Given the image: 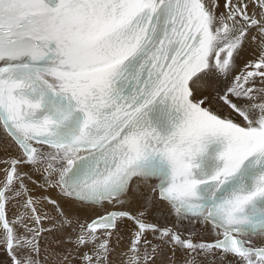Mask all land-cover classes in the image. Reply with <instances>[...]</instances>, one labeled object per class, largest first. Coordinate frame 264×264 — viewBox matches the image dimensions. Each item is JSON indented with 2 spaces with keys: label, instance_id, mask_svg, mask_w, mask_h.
I'll return each instance as SVG.
<instances>
[{
  "label": "snow or ice",
  "instance_id": "obj_1",
  "mask_svg": "<svg viewBox=\"0 0 264 264\" xmlns=\"http://www.w3.org/2000/svg\"><path fill=\"white\" fill-rule=\"evenodd\" d=\"M0 264H264V0H0Z\"/></svg>",
  "mask_w": 264,
  "mask_h": 264
}]
</instances>
